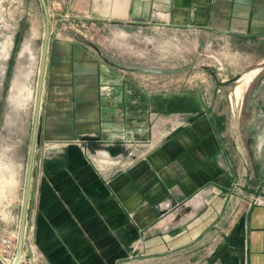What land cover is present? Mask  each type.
<instances>
[{
	"label": "crops",
	"instance_id": "obj_1",
	"mask_svg": "<svg viewBox=\"0 0 264 264\" xmlns=\"http://www.w3.org/2000/svg\"><path fill=\"white\" fill-rule=\"evenodd\" d=\"M228 1L233 4L79 0L73 11L109 42L114 30L147 26L235 31L234 19L230 23L229 17L215 14L217 5L240 3ZM94 49L72 38L50 42L40 124L48 148L39 168L35 243L41 259L36 264H149L144 262L148 258H154L151 264H264V179L253 177L241 163L238 169L232 166L226 132L214 127L218 116L205 106L207 97H170L168 104L147 98L121 75L124 67ZM197 115L207 118L158 149ZM247 130L244 136H264V128ZM136 141L141 144L129 148ZM131 180L137 185L132 191ZM104 190L107 200L98 205ZM117 190L126 197L132 193L141 207L147 199L159 200V210L141 209L136 222L119 204ZM238 204L244 208L231 218L228 210ZM162 212L158 220L141 225L145 217ZM162 246L168 251L163 253ZM154 248L148 257L147 250Z\"/></svg>",
	"mask_w": 264,
	"mask_h": 264
},
{
	"label": "rangeland",
	"instance_id": "obj_2",
	"mask_svg": "<svg viewBox=\"0 0 264 264\" xmlns=\"http://www.w3.org/2000/svg\"><path fill=\"white\" fill-rule=\"evenodd\" d=\"M77 1L47 0L52 23L51 39L72 38L94 53V48L102 49L115 65L124 67L125 73L121 75L134 82L147 98L165 100L168 104L170 97L192 94L207 97L205 106L209 104L218 116L214 127L226 132V151L232 166L237 169L241 164L242 167L248 166L247 170L250 169L253 177L264 179V136H244V130L264 128V0H237L240 3L230 8L217 5L216 15L229 17L230 23L233 19L236 23L237 30H229V33L217 32L215 28L201 31L147 26L133 32L114 30L108 35L109 42L103 34H96V29L81 17L83 15L73 11ZM229 3L233 4L228 0L222 2ZM248 3L252 7H246ZM45 22L40 0H0V264H7L16 255L18 247ZM247 79L249 81L245 82ZM17 85L26 89L24 93L27 96V90L32 92L28 100L20 97L14 101ZM149 107L151 105L146 104L147 110ZM120 110L114 104V111ZM205 118V115L194 116L188 126L168 135L158 149ZM150 124L154 126V121ZM236 130H241V136L234 134ZM137 144L141 143H128L129 148L137 147ZM45 148L48 146H44L40 138L28 211L26 247L24 245V255L19 264H36L35 259H41L35 234L41 192L39 168L45 159ZM118 148L125 150L123 146ZM101 171L104 172L103 168ZM127 174L129 179L134 178L130 172ZM242 178L248 177L242 175ZM132 182L129 183L130 191L137 188ZM115 193L119 204L134 221L135 214L143 208L156 207L159 210V200L147 199L141 207L132 193L131 197L118 190ZM105 200L104 190L99 193L98 205ZM160 208L164 210L162 205ZM243 208L240 204L232 205L228 210L231 218H236ZM134 209L138 210L134 212ZM162 214L145 217L141 225L147 224L149 218H152L150 222L158 220ZM167 238L162 237L163 240ZM5 239L11 240L10 247L4 244ZM134 240L128 243L130 249ZM154 250L157 248L147 250V256L150 257ZM161 250L165 253L168 248L162 246ZM183 255L186 256L185 252ZM153 260L148 258L144 262L151 264Z\"/></svg>",
	"mask_w": 264,
	"mask_h": 264
},
{
	"label": "water",
	"instance_id": "obj_3",
	"mask_svg": "<svg viewBox=\"0 0 264 264\" xmlns=\"http://www.w3.org/2000/svg\"><path fill=\"white\" fill-rule=\"evenodd\" d=\"M40 2L45 15V21H46L45 32L43 37V46H42L39 77H38L31 144H30L29 158H28V164L26 170V182H25L24 196L22 202L21 218L19 223L18 247H17L16 255L13 260V264H19L24 255V245H25L26 230L28 223V211H29V204L31 198L35 159L37 157L36 151L41 138L39 129L41 124V110H42L44 87L46 81L48 54H49L50 42H51L52 23L49 13V6L47 0H40Z\"/></svg>",
	"mask_w": 264,
	"mask_h": 264
},
{
	"label": "bare ground",
	"instance_id": "obj_4",
	"mask_svg": "<svg viewBox=\"0 0 264 264\" xmlns=\"http://www.w3.org/2000/svg\"><path fill=\"white\" fill-rule=\"evenodd\" d=\"M25 74V73H24ZM24 78H25V76H24ZM26 78H28V76L26 77ZM27 80V79H26ZM247 81H249L248 79L245 81V82H247ZM21 84H22V82H21ZM20 87H21V85H20ZM18 85H17V87H16V89H14L15 90V92L13 93L14 94V101H16L17 99H19L20 97H25L24 98V100L26 101V100H28L29 98H27L28 96L30 97L31 96V94H32V92H30L29 90H27V93H28V96L25 94L26 92H25V90H24V88H20ZM240 91H242L241 89H240ZM25 92V93H24ZM240 95V94H239ZM35 103H36V101H35ZM11 184V183H10ZM13 264V261H8L7 262V264Z\"/></svg>",
	"mask_w": 264,
	"mask_h": 264
},
{
	"label": "built area",
	"instance_id": "obj_5",
	"mask_svg": "<svg viewBox=\"0 0 264 264\" xmlns=\"http://www.w3.org/2000/svg\"><path fill=\"white\" fill-rule=\"evenodd\" d=\"M76 27H79V25H76ZM4 244L6 245V247H10L11 240L10 239H5ZM14 257H15V255L13 256V258L11 260H9V262L10 261H13L14 260Z\"/></svg>",
	"mask_w": 264,
	"mask_h": 264
}]
</instances>
